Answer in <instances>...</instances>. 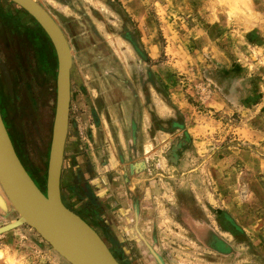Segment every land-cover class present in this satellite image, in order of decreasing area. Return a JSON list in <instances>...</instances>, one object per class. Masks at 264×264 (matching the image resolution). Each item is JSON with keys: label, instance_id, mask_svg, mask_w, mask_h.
<instances>
[{"label": "rangeland", "instance_id": "rangeland-1", "mask_svg": "<svg viewBox=\"0 0 264 264\" xmlns=\"http://www.w3.org/2000/svg\"><path fill=\"white\" fill-rule=\"evenodd\" d=\"M51 9L71 55L62 204L76 215L103 207L91 181L106 176L111 190L142 203L143 238L129 209L121 224L115 212L101 225L85 219L126 264H149L136 251L141 238L163 264H264V0H65ZM0 61L12 91L0 74V116L6 110L44 192L55 55L8 0H0ZM92 132L108 150L97 140L85 150ZM136 162L142 174L123 185ZM15 219L0 210V227ZM200 229L229 253L208 248ZM0 264L68 263L20 225L0 234Z\"/></svg>", "mask_w": 264, "mask_h": 264}, {"label": "water", "instance_id": "water-1", "mask_svg": "<svg viewBox=\"0 0 264 264\" xmlns=\"http://www.w3.org/2000/svg\"><path fill=\"white\" fill-rule=\"evenodd\" d=\"M8 1L29 15L48 38L55 55L56 73L44 193L20 164L0 116V197L4 200L0 210L16 215L15 220L0 227V234L27 225L68 264H118L96 232L60 200L59 175L70 99L71 55L67 41L54 20L34 0ZM0 73L11 97V83L1 61Z\"/></svg>", "mask_w": 264, "mask_h": 264}, {"label": "flooded vegetation", "instance_id": "flooded-vegetation-1", "mask_svg": "<svg viewBox=\"0 0 264 264\" xmlns=\"http://www.w3.org/2000/svg\"><path fill=\"white\" fill-rule=\"evenodd\" d=\"M40 28V27H39ZM7 71V70H6ZM1 74V73H0ZM2 77V76H1ZM9 77V76H8ZM10 80V79H9ZM11 83V82H10ZM5 87V86H4ZM6 110L4 111L3 110V117L2 120H3V124H4V127L7 131V135L9 137V140L12 144V147H13V150L16 154V157L18 158L20 164L24 167V169L27 171V173L29 174V176L31 177V179L33 180V182L35 183V185L38 187V189L41 191L40 189V186L38 185L36 179L34 178V176L32 175L33 174V171H28L27 167H26V157H25V151H24V148L23 146L21 145V143H19L18 141H20L21 137H19V133H17L16 131H14L12 128H11V124L6 122L5 120V115H6ZM142 162H136L134 163V165H129L127 170H126V173L122 172V177H121V180L123 182V185L126 183V182H129V177H137L139 175L142 174L143 172V169H144V166H143V163L140 164ZM42 193H44L43 191H41ZM89 193V192H88ZM91 193V195H90ZM87 195H90V196H93L95 197L96 201H101V196L99 194V190H93L91 189V192ZM128 197V196H127ZM129 198V197H128ZM88 203V202H87ZM90 203V202H89ZM90 207V208H89ZM103 207H100V206H96L94 209H91V206H89L87 204V206H85L84 208V211H83V215H79L77 214L82 220H84L86 223L87 220L85 219L86 217L92 219V220H96L100 225H101V222H102V219H104V215L106 214V212L102 211ZM103 212V218H101V215ZM131 231L132 233L137 236V234L134 232V227H133V224L131 225ZM200 228V227H199ZM138 229V228H137ZM99 232L101 233V236L102 238H106V240L108 241V244H106V247L108 248L109 252L111 253V255L113 256V258L117 261L118 264H126V260L125 259H120L121 257V248H118V246L116 244H114L112 242V240H110L108 237H107V233L103 232V228H99L98 229ZM203 229H200V232L202 234V242L210 249L212 250H215L216 252L220 253V254H227L229 253V250L227 249V247L213 234L211 233H207L206 231H202ZM138 232V235H140V237L143 238V235H141ZM110 234V233H109ZM123 235V234H122ZM112 236V235H111ZM137 238V237H136ZM141 240L138 242L139 243V246L136 248L137 252L140 254V257H144L145 259H147V261L149 262V264H163L162 261H161V258L158 256V253L157 251L155 250L154 246H152V244L148 241V240ZM110 241V242H109ZM145 241V242H144ZM106 242V241H105ZM117 253V254H115ZM120 254V255H119ZM140 259V258H139ZM126 262V263H125Z\"/></svg>", "mask_w": 264, "mask_h": 264}, {"label": "crops", "instance_id": "crops-1", "mask_svg": "<svg viewBox=\"0 0 264 264\" xmlns=\"http://www.w3.org/2000/svg\"><path fill=\"white\" fill-rule=\"evenodd\" d=\"M34 1L37 4H39L40 6H43V5L46 6L44 10L48 13L54 10V9H51L52 6L65 7V0H34ZM55 10H57V9H55ZM107 123H108V125H107L108 130L110 132L111 131V127H110L111 123L110 122H107ZM90 138H91L90 140H86L85 150L92 151V149L89 148V141H91V145H92V143L95 142L96 140H97L98 148L102 150L101 152H104V150L105 151L108 150L107 149L108 144L106 143V138L104 137V135H102V139L99 140L98 134L96 132H92V133H90ZM98 141L101 143H99ZM87 151H85V152L88 153ZM109 155H111V154H109ZM102 156H104V155L102 154ZM107 167H108L107 170L111 171V166L109 164L107 165ZM104 179L105 180L101 183H96V182H94V180L91 181V184H94V186H93L94 189L99 190V194L101 196V201H99V202L103 205L104 212H106L107 214H111V213L115 212L119 216V217L117 216V223L121 224L122 220L120 219V217L121 218L124 217V215H126L128 209H129L128 213H130L131 217H132V219H129V221H130L129 224H131V225L133 224V227L138 225V229H135V227H134V229H135L134 232L137 234V236H138L137 231H139V233L141 235H143V233L141 232V229H139L142 226V220H143L142 219V210H141L142 203H140V201H137L136 199L131 200L130 198H132V196H129V198L127 199V196H126L127 193L125 195V191L123 192L124 196H122V194L120 192H114L113 190H111L109 183L107 182L106 176H104ZM96 185H99L100 188ZM135 214L137 215V222L135 221L136 219H134ZM124 218H126V217H124ZM234 221H235V219H234ZM119 224H117V225H119ZM118 235H122V234H118Z\"/></svg>", "mask_w": 264, "mask_h": 264}, {"label": "bare ground", "instance_id": "bare-ground-1", "mask_svg": "<svg viewBox=\"0 0 264 264\" xmlns=\"http://www.w3.org/2000/svg\"><path fill=\"white\" fill-rule=\"evenodd\" d=\"M0 208H4V200L0 197Z\"/></svg>", "mask_w": 264, "mask_h": 264}, {"label": "trees", "instance_id": "trees-1", "mask_svg": "<svg viewBox=\"0 0 264 264\" xmlns=\"http://www.w3.org/2000/svg\"><path fill=\"white\" fill-rule=\"evenodd\" d=\"M46 50H45V52H47L46 53V56H47V58H49V56H50V53L48 52L49 50L47 49V48H45ZM49 53V54H48Z\"/></svg>", "mask_w": 264, "mask_h": 264}]
</instances>
